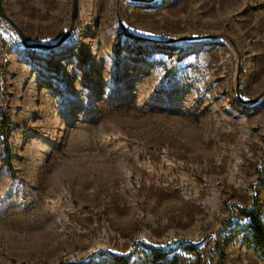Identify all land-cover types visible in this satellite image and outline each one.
<instances>
[{
  "label": "rangeland",
  "instance_id": "rangeland-1",
  "mask_svg": "<svg viewBox=\"0 0 264 264\" xmlns=\"http://www.w3.org/2000/svg\"><path fill=\"white\" fill-rule=\"evenodd\" d=\"M1 1L30 42L70 28L72 0ZM5 120L0 264H146L142 241L177 264H264L228 223L255 195L264 219V0H80L53 50L0 17Z\"/></svg>",
  "mask_w": 264,
  "mask_h": 264
},
{
  "label": "trees",
  "instance_id": "trees-1",
  "mask_svg": "<svg viewBox=\"0 0 264 264\" xmlns=\"http://www.w3.org/2000/svg\"><path fill=\"white\" fill-rule=\"evenodd\" d=\"M130 38H132V41L136 42L137 44H141V42L137 39H134L129 35ZM147 42V41H146ZM149 42V41H148ZM153 43L161 45L164 42H157L153 41ZM168 45V44H167ZM4 126V133L0 134V142L3 144L5 152H6V162L9 164V166H12L13 158H14V153L13 150L11 149V144L9 143L10 139V134H11V124L9 121L5 120L3 122ZM264 168V163H262V166L259 169V173L262 174L261 172ZM258 186H261L264 188V179H261L258 181ZM239 211L250 218V222L246 225H243L237 221L233 222V218H229L228 223H232L236 233H238L241 237H243L248 244H250L258 253L260 258L264 260V219L258 216L257 212L260 206V200L255 195L253 197V203L250 207H242L239 205H235ZM145 249H147L149 252L146 255V264H177L178 261L181 259L178 253H176V249L174 246L168 245L166 247H158L151 245L145 241H142L141 243ZM182 249L186 251H195L197 250L196 245L194 244H181ZM133 252L130 254H116L113 255V260L116 263H130V257ZM105 254L103 251L93 253L87 260H81V261H75V262H70L68 264H93L94 257L98 255Z\"/></svg>",
  "mask_w": 264,
  "mask_h": 264
},
{
  "label": "water",
  "instance_id": "water-1",
  "mask_svg": "<svg viewBox=\"0 0 264 264\" xmlns=\"http://www.w3.org/2000/svg\"><path fill=\"white\" fill-rule=\"evenodd\" d=\"M121 0H118V3H120ZM130 2L133 3H141V4H150L155 2L156 0H129ZM79 12H80V0H72V14H71V25L70 28L57 40L52 43H33L30 42L29 39L25 36V34L21 31V29L18 27V25L6 14V12L3 9L2 1L0 0V17L3 18L5 21H7L10 25H12L19 33V36L24 44L25 47L29 49H46V50H53L56 48H59L62 46L68 38L74 33L76 30V27L78 25L79 21ZM121 23V26L123 29H125L123 23L121 20H119ZM128 33L131 37L134 39L140 40V41H157V42H169V43H175L179 42L182 40H186V38H178V39H170L169 41H161V40H154L151 38L143 37V36H138V35H133L129 32ZM226 37L225 35L222 34H215V35H209V36H203L201 38H190V39H204V38H223ZM229 41L232 43V45L237 48V46L234 44L232 40L229 39ZM241 59L239 63V75H238V87L240 85V73H241Z\"/></svg>",
  "mask_w": 264,
  "mask_h": 264
}]
</instances>
